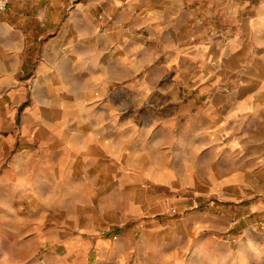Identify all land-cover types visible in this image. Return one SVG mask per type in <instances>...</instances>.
I'll list each match as a JSON object with an SVG mask.
<instances>
[{
    "label": "crops",
    "instance_id": "obj_1",
    "mask_svg": "<svg viewBox=\"0 0 264 264\" xmlns=\"http://www.w3.org/2000/svg\"><path fill=\"white\" fill-rule=\"evenodd\" d=\"M5 2L0 191L20 197L44 219L31 223L34 233L43 226L67 242L78 234L74 222L98 226V195L120 186L133 190L139 175L128 163L137 152L121 133L132 141L137 116L153 121L192 154L200 144L218 148L216 154L235 147L254 154V167L245 162L221 171L192 166L186 177L205 179L191 183L199 192L214 193L217 182L230 186L231 179L245 181L252 172L264 187V75L247 69L264 66V0ZM169 221H161L164 242L191 237L181 235L179 225L169 228ZM78 241L68 254L84 264L88 243L95 248L106 243ZM155 241L149 242L151 264H186L185 250L171 244L155 255Z\"/></svg>",
    "mask_w": 264,
    "mask_h": 264
},
{
    "label": "rangeland",
    "instance_id": "obj_2",
    "mask_svg": "<svg viewBox=\"0 0 264 264\" xmlns=\"http://www.w3.org/2000/svg\"><path fill=\"white\" fill-rule=\"evenodd\" d=\"M250 67L264 75V66H248L249 72ZM152 123L137 116L132 141L126 132L121 133L137 152L136 160L128 163L139 175L133 190L124 192L120 186L113 194L98 195V226L82 227L81 222H74L73 231L79 235H72V240H56L57 235L52 236L43 226L34 233L31 223L44 219L20 197L0 191V264H84L82 259L74 260L68 254L79 245L80 237L106 242L102 248H95L94 243L86 245L87 264H151L148 252L154 244L149 242L159 243L153 250L155 255H163L171 244L160 238L164 233L160 231L164 228L162 218L170 219L171 229L179 225L181 235L190 233L191 237L176 238L171 244L185 250L186 264H264V187L260 186V178L252 172L245 181L233 178L230 186H217V182L214 193H201L191 187L199 180L186 177L192 166L202 171L210 167L221 171L224 166L234 168L245 162L254 167V154L250 151L246 155L245 149L241 152L238 147L230 151L223 148L216 154L218 148L213 151L202 144L192 154V150L177 146L166 131L155 129ZM246 126L254 129V121L247 120ZM190 158L196 162H187ZM115 180L124 182L117 177ZM204 180L199 182L203 184ZM157 181L168 185L158 186ZM111 183L115 185L113 179ZM175 186L189 189H174ZM165 197L171 201L165 202ZM196 221L199 226L191 227L190 223ZM126 251H134V256L128 258Z\"/></svg>",
    "mask_w": 264,
    "mask_h": 264
},
{
    "label": "built area",
    "instance_id": "obj_3",
    "mask_svg": "<svg viewBox=\"0 0 264 264\" xmlns=\"http://www.w3.org/2000/svg\"><path fill=\"white\" fill-rule=\"evenodd\" d=\"M6 2L5 0H0V12L5 9Z\"/></svg>",
    "mask_w": 264,
    "mask_h": 264
}]
</instances>
